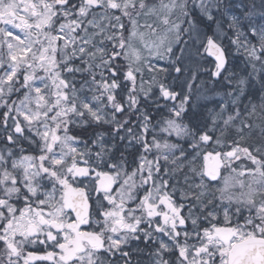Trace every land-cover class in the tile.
I'll use <instances>...</instances> for the list:
<instances>
[{
	"label": "snow or ice",
	"instance_id": "1",
	"mask_svg": "<svg viewBox=\"0 0 264 264\" xmlns=\"http://www.w3.org/2000/svg\"><path fill=\"white\" fill-rule=\"evenodd\" d=\"M36 261L264 264V0H0V264Z\"/></svg>",
	"mask_w": 264,
	"mask_h": 264
},
{
	"label": "rangeland",
	"instance_id": "2",
	"mask_svg": "<svg viewBox=\"0 0 264 264\" xmlns=\"http://www.w3.org/2000/svg\"><path fill=\"white\" fill-rule=\"evenodd\" d=\"M149 2H153V0H149ZM155 2H159V0H155ZM140 23H141V25H143V23H144V21L143 20H141L140 21ZM149 23H151V21H149ZM206 63L203 65V67L204 68H208L209 70H211V64L209 63V59L207 60V57H206ZM42 74V73H41ZM206 80V79H205ZM202 89V88H201ZM200 89V90H201ZM199 90V91H200ZM202 91H203V89H202ZM175 137H174V142H175ZM198 164H202L203 163V161L202 160H200V161H198L197 162ZM220 186H222V185H217V187H220ZM240 191H241V189H239V187H237V188H235V189H232V190H230V194H232V195H239V193H240ZM217 196H219V193H217ZM220 226H224V225H220Z\"/></svg>",
	"mask_w": 264,
	"mask_h": 264
},
{
	"label": "trees",
	"instance_id": "3",
	"mask_svg": "<svg viewBox=\"0 0 264 264\" xmlns=\"http://www.w3.org/2000/svg\"><path fill=\"white\" fill-rule=\"evenodd\" d=\"M207 60H208V58H207ZM209 60H210V59H209ZM211 62H212V61L210 60L209 63H210L211 66H212V63H211ZM202 79H207V77H202ZM196 83L199 84V81H197ZM206 86H207V85H206ZM200 91H202V89H201ZM197 92H198L197 88L194 87V88H193V100H194V101H195V99H196ZM149 159H151V156L149 157ZM242 162H243L245 165L250 164V162L247 161V160H242Z\"/></svg>",
	"mask_w": 264,
	"mask_h": 264
},
{
	"label": "flooded vegetation",
	"instance_id": "4",
	"mask_svg": "<svg viewBox=\"0 0 264 264\" xmlns=\"http://www.w3.org/2000/svg\"><path fill=\"white\" fill-rule=\"evenodd\" d=\"M173 142H174V137L172 138ZM194 242V241H193ZM34 264H51V262H45V261H36L34 262Z\"/></svg>",
	"mask_w": 264,
	"mask_h": 264
},
{
	"label": "water",
	"instance_id": "5",
	"mask_svg": "<svg viewBox=\"0 0 264 264\" xmlns=\"http://www.w3.org/2000/svg\"><path fill=\"white\" fill-rule=\"evenodd\" d=\"M208 58H210L211 60L213 59V58H211V57H208Z\"/></svg>",
	"mask_w": 264,
	"mask_h": 264
}]
</instances>
